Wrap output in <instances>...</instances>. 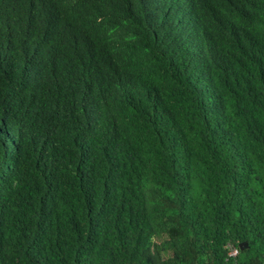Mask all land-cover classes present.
Masks as SVG:
<instances>
[{"label": "trees", "instance_id": "16d2710c", "mask_svg": "<svg viewBox=\"0 0 264 264\" xmlns=\"http://www.w3.org/2000/svg\"><path fill=\"white\" fill-rule=\"evenodd\" d=\"M0 264H264V0H0Z\"/></svg>", "mask_w": 264, "mask_h": 264}, {"label": "water", "instance_id": "95a60500", "mask_svg": "<svg viewBox=\"0 0 264 264\" xmlns=\"http://www.w3.org/2000/svg\"><path fill=\"white\" fill-rule=\"evenodd\" d=\"M246 246V243H243L240 245L241 248L245 247Z\"/></svg>", "mask_w": 264, "mask_h": 264}, {"label": "built area", "instance_id": "2783aa9c", "mask_svg": "<svg viewBox=\"0 0 264 264\" xmlns=\"http://www.w3.org/2000/svg\"><path fill=\"white\" fill-rule=\"evenodd\" d=\"M231 254H232V255H235V254H236V251H235V250H233V251L231 252Z\"/></svg>", "mask_w": 264, "mask_h": 264}, {"label": "clouds", "instance_id": "9594fccd", "mask_svg": "<svg viewBox=\"0 0 264 264\" xmlns=\"http://www.w3.org/2000/svg\"><path fill=\"white\" fill-rule=\"evenodd\" d=\"M236 251V250H235ZM232 252V251H231Z\"/></svg>", "mask_w": 264, "mask_h": 264}]
</instances>
